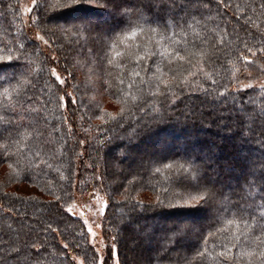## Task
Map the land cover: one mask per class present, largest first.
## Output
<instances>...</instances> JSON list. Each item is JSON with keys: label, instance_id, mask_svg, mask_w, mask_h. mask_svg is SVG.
Returning <instances> with one entry per match:
<instances>
[{"label": "trees", "instance_id": "1", "mask_svg": "<svg viewBox=\"0 0 264 264\" xmlns=\"http://www.w3.org/2000/svg\"><path fill=\"white\" fill-rule=\"evenodd\" d=\"M65 3L34 0L25 17L22 0H0V116L16 120L11 133L0 120V256L15 240L41 264H90L66 207L93 190L118 264H264V0H207L179 25L178 0Z\"/></svg>", "mask_w": 264, "mask_h": 264}, {"label": "rangeland", "instance_id": "2", "mask_svg": "<svg viewBox=\"0 0 264 264\" xmlns=\"http://www.w3.org/2000/svg\"><path fill=\"white\" fill-rule=\"evenodd\" d=\"M33 2H34V0H22V9H23V14L25 15V17L28 16V14L30 12L29 9H31ZM171 11H172V9H171ZM171 11H169V13ZM69 17H70V15H69ZM118 17H119L118 15L113 16L112 14L108 13L106 16H103L102 18H103L105 23H107V22L110 23V22H116ZM54 27H55V25L54 26L51 25V28H54ZM75 61H77V59ZM75 61H74V59H71L70 63L73 65V62H75ZM53 73L56 77H60V75L56 71L53 70ZM98 95H99V98L101 99V103L103 104V106L105 108H107L109 110H115V106L110 103V101L103 95L102 92L101 93L99 92ZM247 106L251 107V103H247ZM219 107H220V105L215 104L213 106V109H215L214 110L215 112H211V113H213V115L215 113L217 115L221 114L220 113L221 111H218ZM211 113L209 114V116H213ZM194 133L195 132L191 129L186 131L187 136H189L192 140L195 139L194 135H193ZM212 133H213V131H212ZM214 133L219 134V136H212V141L219 142V139L221 140L223 138L222 134H220L221 132L215 131ZM205 134H206V132H204L203 134L198 133L199 137H201L202 135H205ZM198 139H200V138H198ZM177 140H182V139L177 138ZM179 142L181 144L182 141H179ZM141 146H144L145 152L154 151L155 154L158 156L163 155L165 152H171V151L178 149V148H164L165 146H162V145L157 147V146L153 145V143L151 141H143L141 143ZM190 149H191V152H193V153L197 152V150L195 149L194 146L190 147ZM123 150H124V148H123ZM209 150L213 151L214 149L210 148ZM236 153H239V150ZM129 157H130V155H129ZM201 159L204 163H206V162L210 163V165H209L210 173L216 172L217 168L215 165V162H216L215 159H213V160L208 159V158H201ZM252 159H254V158H252ZM104 160L106 161V157ZM137 160H138V158H137ZM245 170H248V167H245L243 169V171L235 173L236 180H234V181H231V179H229V178H224L223 184H228L229 186L234 185L237 182V180H239V178H241V176L245 172ZM225 171H228V170H225ZM4 172H5V168L1 167L0 168V179L4 176V174H5ZM31 192L32 193L36 192V194L39 193V195H42L44 197V194L39 190H33ZM106 206H107V201H106V198L104 197V195L92 190V191H88L87 193H85L83 195H76L74 200L66 207V210L71 215L76 216L83 221L85 228H86V231L88 233L89 242L94 248L98 249V255H100V256H104L106 254L107 249L105 246H108V242L106 241V239L104 238L103 233H102V219L104 217ZM208 213H209V210H207V208H204V210L202 209L200 214L198 213V214H195L194 216H192L194 218L193 219L194 223L190 222L191 223L190 225L196 226V223H198V224L201 223V221H203V219L205 218V216ZM180 217H182V216H180V215L170 216V217H168V220H166L167 222H165V223L171 222L174 218L178 219L179 222H182V221L185 222V220H188V221L191 220L192 221V219L180 218ZM132 240H134V241H133V243H130V244L135 246V242H136L135 237H133ZM157 242L162 243L163 240L161 238H159V240L156 241V244H157ZM156 244L154 242H149L146 244L145 248L148 251H149V249L153 250L156 247ZM109 246H111L113 249V257H112L111 264H118L115 248L112 245V243ZM139 248H140V246L138 247V249ZM142 248L144 250L143 246H142ZM143 250L141 249V251H142L141 254L144 253ZM136 252H137V248H136ZM135 254L136 253H133V252L129 253L130 257H128V259H130L131 263L135 262V257H136ZM72 257L74 258L76 264H84L82 258L74 256L73 254H72ZM138 263L143 264L141 261Z\"/></svg>", "mask_w": 264, "mask_h": 264}, {"label": "snow or ice", "instance_id": "3", "mask_svg": "<svg viewBox=\"0 0 264 264\" xmlns=\"http://www.w3.org/2000/svg\"><path fill=\"white\" fill-rule=\"evenodd\" d=\"M151 2L155 7H160L163 5L175 7L177 4V0H151ZM74 3L75 0H73V3L71 4L65 3L63 7H72L74 6ZM178 3L181 7L188 9V12L184 16L182 22H176L177 25L181 23H187V19H185V17H194L201 13L202 7H207V0H178ZM57 7H61V5L58 4ZM29 11H31V9H29ZM9 59L11 60V58ZM0 120L6 123L7 130L11 133L16 124V120L14 118H7V113L3 116H0ZM33 247H35V245L20 246L15 240H12V242L4 248L3 256H0V264H41L39 254L40 250L37 249L35 252H33ZM65 247H67V245H65ZM105 247L107 251L104 256L98 255L97 248L93 249V254L90 257V264H110L113 257V249L111 246Z\"/></svg>", "mask_w": 264, "mask_h": 264}]
</instances>
